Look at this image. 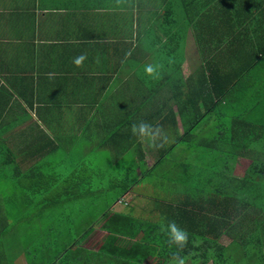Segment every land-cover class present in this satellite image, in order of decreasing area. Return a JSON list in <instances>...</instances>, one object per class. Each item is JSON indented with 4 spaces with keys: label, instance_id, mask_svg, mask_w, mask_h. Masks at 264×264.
Here are the masks:
<instances>
[{
    "label": "crops",
    "instance_id": "0c3cea01",
    "mask_svg": "<svg viewBox=\"0 0 264 264\" xmlns=\"http://www.w3.org/2000/svg\"><path fill=\"white\" fill-rule=\"evenodd\" d=\"M157 64L154 79L145 66ZM140 121L185 151L161 175L170 151L134 136ZM0 137V183L16 187L0 193V264H93L98 216L155 224L118 210H141L142 192L96 172L99 149L104 166L133 149L142 191L194 205L192 231L223 218L214 264H264V0H0Z\"/></svg>",
    "mask_w": 264,
    "mask_h": 264
},
{
    "label": "trees",
    "instance_id": "16d2710c",
    "mask_svg": "<svg viewBox=\"0 0 264 264\" xmlns=\"http://www.w3.org/2000/svg\"><path fill=\"white\" fill-rule=\"evenodd\" d=\"M261 57V55H260ZM149 92V91H147ZM142 109H146L145 105L142 103ZM197 121H194V123H191V128L195 125ZM190 128V131H191ZM187 131V130H186ZM189 133H184V135H188ZM181 138H177L174 141L175 145L177 142L180 141ZM0 140L1 137H0ZM4 141V140H2ZM1 142V141H0ZM3 143V142H2ZM0 143V168H2V165L5 164L6 160L4 159L6 156V149L3 146V144ZM3 146V147H2ZM165 155L161 154L159 155V159L164 160ZM129 172H134V170H130ZM131 179L129 180L133 182L132 173ZM133 185V183H130V185H127L126 190L130 188V186ZM175 198L177 196H174ZM183 197L178 199V202H176L175 205H170V203H164L166 201L161 202V209L160 213L163 215L169 212L174 211L178 215L180 213V218L175 219V222L177 225L182 229V224L189 225L188 227V244L183 249V251L180 253V255H184V253L189 252V250L196 249V240L204 239L206 236L214 239V237H217L219 235H214L212 232H214L216 229L225 228V223L223 222V218L217 217V218H210L206 219L207 222H204V226L206 223L205 231L204 233H199L198 229L192 231L191 224H198L197 220L195 218L197 217V210L194 207H191V203H188L184 201ZM164 200V199H163ZM191 204V205H189ZM19 205H23L22 203H19ZM168 207V209H166ZM143 208L141 210V213H139V217L146 216L149 212L157 211L158 208L153 207L152 209L148 211H144ZM3 212H6V209L3 208ZM119 216H107L101 215L98 216L95 220L94 224L96 227H103V230L106 231V236L104 240V245L101 248L100 256L93 258V264H168V261L172 257L173 253L177 252V247L175 245L169 246V237L167 231H162L161 224H145L140 219L136 218L137 221L142 223L134 222L133 220H130L128 217H120L119 220L121 221H128L129 223H123L119 220H116V218ZM144 217H142V220H146ZM4 220V219H3ZM148 223V222H147ZM168 223H163V225L166 227ZM9 226L4 224L0 219V238L4 236V229H8ZM196 232V233H194ZM194 242V243H193ZM194 246V248H193ZM66 251V250H65ZM63 251V252H65ZM212 254V252H211ZM207 256V255H206ZM204 256V257H206ZM106 258L107 262L103 261ZM124 260V261H123Z\"/></svg>",
    "mask_w": 264,
    "mask_h": 264
},
{
    "label": "rangeland",
    "instance_id": "374dc122",
    "mask_svg": "<svg viewBox=\"0 0 264 264\" xmlns=\"http://www.w3.org/2000/svg\"><path fill=\"white\" fill-rule=\"evenodd\" d=\"M170 142H171V137L167 138V143H164V145H163L164 149H168V151H170L169 156L166 155L163 163L161 165H158L154 171L155 173H158L160 175L162 174V172L165 168V160L166 159L168 160V163L171 162L172 160H174V162H175L177 159H180V161H181V159L183 157L182 152L185 153V151L182 150V148L178 147V146L172 147L169 150ZM103 152L104 151L102 149H99L93 153V157H94L93 162H94L95 167H96L95 169H97L96 172L101 171L102 169H104V167H106L110 172L116 174L119 177H120V175H123L124 173H126V175L129 176V178H130L131 174H129V173H132V175L134 174L133 178L136 177V180L135 179L132 180L133 182H136L133 185V188L139 192H142V194H139L140 195L139 197H135L132 200V203L137 205V208H140L141 210H142L141 206H144V204H145L146 206H144V207H146V209H144V211H148L155 206H161L162 205L161 202L164 200L162 199L161 196L166 195V192H169V189H166V187L163 188V187L157 185L154 189L142 191V189L140 188V180H142V178L139 179V176H137L134 172H129V170H133V168L138 167L137 163L131 161L130 156L134 155L133 149L128 150V152L131 155L129 154V155L123 156L122 159L119 160L118 162H115L114 159H111L112 163H110L108 165L106 164V166H104L103 163L106 161L107 155L102 154ZM150 160H152V157L150 158ZM142 169H143V167H141L140 170H142ZM98 184H99V182L93 181V185H98ZM12 190L16 191V187L11 186L8 183H0V193L2 191H5L6 194H4V195H7V194H11ZM173 192H174V190H173ZM174 195L176 196L177 193L174 192ZM126 200L128 201L127 197H126ZM147 201H149V202H147ZM83 202H85V201H83ZM167 202H169V201H167ZM167 202H164V203H167ZM80 203H82V202L72 203L70 206H68L66 208H62L60 206L59 209H61V210H64V209L73 210L76 207V205H78ZM87 203L88 202H86V204ZM175 204L176 203H170V205H175ZM127 208H130V209H125V208L119 206L118 210L119 211L128 210V212H130V214L135 215V216H137L141 211V210L136 209V207L134 205H130V204L128 205ZM159 211H160V209H158L155 212H153V211L149 212L148 214H146L145 217L144 216L143 217L151 223L161 224V221H160L161 217H159V214H160ZM11 212H13L12 209H11ZM226 242H227L226 240H222V241L216 243L215 247H216L217 251H219L221 245L222 244L225 245ZM213 244H214L213 240H211L209 237H206V238L201 239V240L197 239L196 245H195V246H197L196 249H193L192 251L189 250V252L184 253V255H182L185 258V264H214L213 253H215V250L213 248ZM203 246L204 247L206 246L209 248L200 250V248ZM193 248H194V246H193ZM211 252H212V254H211ZM205 255H207L206 259H204L203 263H202V261H200L199 257H202V256L204 257ZM219 263H216V264H219ZM227 264H232V263H227Z\"/></svg>",
    "mask_w": 264,
    "mask_h": 264
},
{
    "label": "clouds",
    "instance_id": "9594fccd",
    "mask_svg": "<svg viewBox=\"0 0 264 264\" xmlns=\"http://www.w3.org/2000/svg\"><path fill=\"white\" fill-rule=\"evenodd\" d=\"M86 59L87 55L81 53L79 56L73 58V64L77 67H80L83 65V62ZM162 68L163 66L159 64L146 65L145 72L154 79H159L160 70H162ZM131 132L134 136L148 141L150 146L156 149L163 147L164 143H167V136L163 133L162 128L158 125L153 126L152 124H149L145 121L132 124ZM165 219L167 218H161V230L167 231L169 237V246L171 247L172 245H175L177 247V252L173 253L172 257L168 261V264H185V258L181 256L180 253L188 244L189 233L185 229H181L174 220L169 221L165 227L163 225V221Z\"/></svg>",
    "mask_w": 264,
    "mask_h": 264
}]
</instances>
